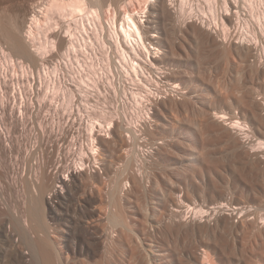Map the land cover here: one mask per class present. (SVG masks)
<instances>
[{
    "label": "rangeland",
    "instance_id": "374dc122",
    "mask_svg": "<svg viewBox=\"0 0 264 264\" xmlns=\"http://www.w3.org/2000/svg\"><path fill=\"white\" fill-rule=\"evenodd\" d=\"M222 2L173 0L175 12L181 8L191 17L183 24L175 14L161 11L156 28L167 42L165 50L169 45L174 53L166 70L172 74L163 79L147 73L150 84L132 83L104 70V78L94 88L85 71L80 89L70 79L73 61L59 45H46L40 75L48 78L44 84L32 63L12 59L8 73L19 75L18 65L27 66L32 73L28 81L42 86L45 95L39 107L29 96L34 107L26 115L24 129L14 128L21 136L11 139L12 157L26 168L36 160H47L45 149L50 146L52 156L57 151L54 158L60 170L83 165L77 178L68 176L62 203L55 200L58 215L51 222L58 238L54 240L62 246L61 262L149 264L146 255L150 254V264H264V76H255L256 60L247 58L244 48L229 47L239 40L245 46L255 45L264 60V2L257 26L245 0L241 27L229 24L226 38L221 36ZM5 3L0 0V9ZM151 4L133 0L132 8L145 20ZM114 21L118 22L114 14L107 15V28ZM55 23L58 29L67 23L73 28L70 17ZM33 36L36 46L52 36L42 17ZM105 49L114 58L113 66L122 62L109 44ZM55 68L59 84L51 79ZM175 86L186 90L172 93ZM210 111L227 114L223 127L207 120ZM231 116V122L242 123L235 138L225 134ZM94 133L99 135L95 157L100 169L89 162L93 161L87 143ZM235 142L245 145V154L234 149ZM115 181L124 185L119 203L126 226L111 221ZM18 190L0 189L4 198L0 201L7 205L1 204L0 221H19L18 216L12 218L20 204ZM112 232L116 238L109 237ZM4 234L0 227V264H32L29 254L18 260L12 249L16 243Z\"/></svg>",
    "mask_w": 264,
    "mask_h": 264
},
{
    "label": "bare ground",
    "instance_id": "6f19581e",
    "mask_svg": "<svg viewBox=\"0 0 264 264\" xmlns=\"http://www.w3.org/2000/svg\"><path fill=\"white\" fill-rule=\"evenodd\" d=\"M5 1L6 5L0 9V59L2 60L0 62V112L3 115L0 118V189L3 190L6 187H11L13 190L19 189L18 199L20 204L14 207L19 212L14 210L12 214V218L13 215L18 216L19 221L17 222L14 218V220L8 219L4 222L1 220L0 225L2 226L0 227L3 228V234L5 232L8 239L11 240L10 242L16 243L14 246L12 245V249L14 253L18 254L20 258L18 260L22 261L21 256L23 257L24 254H29L32 264H67L61 262L62 259H60L59 254L62 246L54 240L56 236L53 234L54 227L51 220L58 215L55 200H60L62 203L64 197L63 192L69 187L68 180L77 178V174L82 170L83 165L80 164V169H77V167L70 171L60 170L57 158H54L57 151L52 156L50 146L45 149L46 153L50 156L46 158L47 160H36V162L29 164L26 168L25 165L17 163V158L12 157L11 139H17L21 136L20 133L13 132L14 128H17V131L24 129L26 115L34 107L29 96L35 97V106L38 107L39 102L45 96L41 92L42 86L40 87L39 85L38 88V84L35 86L34 82L31 84V81H28L32 73L27 66L18 65L19 75L16 73L10 75L8 73L12 59L32 63L35 66L34 71L39 75V82L44 84L48 78L47 76L42 78L40 75H42L41 73L44 69L43 55L48 48L46 45L51 44L52 48H55V45H59L62 54H68L76 67L70 64V79L72 84H75L80 89L83 88L84 75L82 74L85 71L87 73L86 76L91 78L94 88L104 78V70L110 76L113 72H116L119 77H123L132 83L143 81L144 83L150 84L152 80L147 73L154 72L163 79H167V75L172 74L166 70H168L169 58L173 57L174 53L169 45L167 46L168 51L170 50L172 53H166L168 51L165 50L166 47L164 44H167V42L163 41L164 39H162L160 32L156 28V24L159 22V16L162 14L161 11H165L168 14H175L177 22L180 24H183L185 20L191 19V17L189 18L181 8L175 12L173 0H150L154 4H151L149 10L146 12L145 20H141V17L138 16L139 12L135 13V9L132 8L133 0H39L41 1L40 5H33L32 2L35 0ZM247 1L251 16L255 19L253 21L256 23L255 25L259 26L264 0ZM222 5L220 25L223 35L221 36L222 38H226L224 33L229 24L237 26L238 29L241 27L242 8L244 5L246 6V2L245 0H223ZM109 14H114L118 22H112L109 28H107L105 17ZM40 17L43 18V21L52 30V36L50 39L45 40L43 44L39 43L36 46L33 30L35 23ZM68 17L71 18L73 28H70L69 23H67L64 29L54 27L56 21L58 22ZM201 23L200 27L206 24L204 22ZM192 31L194 32V29ZM106 44H109L116 56L122 59L120 64L115 63L114 66L112 65L114 58L108 57L105 49ZM245 44L243 45V41L239 40L232 45L230 44L229 47L233 46V49L236 50L238 48H244L246 57L253 58V61L256 60L255 76L263 77L264 64L262 62L264 60H261L262 58L260 59L261 52H259L255 45L245 46ZM174 67H180V64L177 65L175 63ZM53 72L54 76L51 79L59 84L60 73L59 71L57 72L56 68ZM189 76L191 77V75ZM24 83H27V85H23ZM18 85L20 86L17 87ZM188 90L191 91L192 89L188 88ZM182 91L180 88L178 89V86H175L171 92H181L183 94L185 91ZM241 105L243 106V104ZM20 109H22V112L18 111ZM225 115L227 116V114ZM225 115L219 116V113L211 111L206 113L207 120L218 125L226 122L223 118ZM232 117L227 119L230 122L228 126L225 125L224 127L227 126L225 128V134H233L235 138L237 132L242 131V123L239 121L235 122L234 120V122H231ZM147 118H150L149 114H147ZM130 125H127L125 129L129 133H132V126ZM108 126L110 129V125ZM97 136L99 135L94 133L91 137V142L87 143V150L90 151V160L93 161L89 162L100 169V163L95 157L97 151L95 145L98 139ZM244 146V144L242 146L236 143L234 149H238L241 153L245 154ZM49 158L50 161L48 160ZM94 176L98 177L100 175L96 174ZM123 189L124 185L121 182L115 181L113 183L111 200L114 208L111 212V221L116 225L122 224L126 226V219L119 203L123 195ZM1 199L4 200L3 197ZM2 203L7 206L4 201ZM2 203L0 201V207ZM109 237L111 239L116 238L117 234L112 232ZM105 240L107 241V238ZM18 242L24 245L23 247L26 248L25 252L20 250L21 248ZM147 255L146 260L150 264V262L152 263V259L149 256L150 254L148 255L149 257Z\"/></svg>",
    "mask_w": 264,
    "mask_h": 264
}]
</instances>
